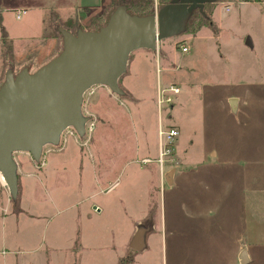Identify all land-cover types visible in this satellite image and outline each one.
I'll return each instance as SVG.
<instances>
[{"label": "rangeland", "instance_id": "1", "mask_svg": "<svg viewBox=\"0 0 264 264\" xmlns=\"http://www.w3.org/2000/svg\"><path fill=\"white\" fill-rule=\"evenodd\" d=\"M112 2L0 0V85L8 69L16 75L29 66L34 72L57 56L58 28L74 29L76 14L89 25ZM212 16L214 30L205 28L196 37L185 32L162 41L157 51H134L119 80L124 96L105 86L85 94L86 135L65 134L59 146H46L36 165L47 166L33 169L46 189L32 187L35 193L26 197L21 190L9 202L0 193V264H12L4 261L7 252L29 247L24 239L41 249L29 260L67 264L47 250L61 221L79 239H89L88 250L76 244L75 264H236L240 247V254L247 250L251 257L247 264H264V0L219 1ZM8 47L13 51L6 56ZM166 59L177 69L167 70ZM171 83L180 93L173 107L164 104L159 113L158 86ZM231 99L238 100L236 113ZM159 122L179 131L173 154L164 159L165 174L177 170L171 185L160 179ZM24 157L14 154L17 165ZM57 157H64L71 176L68 186L60 181L62 187L51 189L56 169L49 164ZM146 157L152 162L143 164ZM56 205L70 211L57 215ZM149 227L150 244L136 254L126 239ZM179 239L195 242L180 250Z\"/></svg>", "mask_w": 264, "mask_h": 264}, {"label": "water", "instance_id": "2", "mask_svg": "<svg viewBox=\"0 0 264 264\" xmlns=\"http://www.w3.org/2000/svg\"><path fill=\"white\" fill-rule=\"evenodd\" d=\"M219 1L172 0L154 14L140 16L129 13L118 0L98 31L80 28L72 33L58 28L62 51L34 72L24 67L15 75L8 69L0 86V176L10 198L16 201L19 194L15 153H28L39 163L44 148L59 146L67 129L84 137L89 121L82 109L85 94L95 86H105L124 96L119 80L127 71L130 55L141 49L157 51L162 41L186 32L195 11L205 16V5ZM230 105L236 113L237 99H231ZM173 173L166 178L170 185ZM140 238L139 232L135 239ZM245 254L241 264L248 261Z\"/></svg>", "mask_w": 264, "mask_h": 264}, {"label": "crops", "instance_id": "3", "mask_svg": "<svg viewBox=\"0 0 264 264\" xmlns=\"http://www.w3.org/2000/svg\"><path fill=\"white\" fill-rule=\"evenodd\" d=\"M207 4H210V3H207ZM207 4L205 5L204 10L205 9L209 10V12L211 13V18L213 19L212 15H213V13L216 10V3H211L213 5H211V6L209 5L210 7H208ZM158 9H159L158 0H155L154 1V12L157 11ZM228 10H229V8H227V11ZM18 13H20V17L19 18H21V14L23 12L18 11ZM17 18H18V16H17ZM0 21H1V16H0ZM205 28H208V29L212 30V28L204 26L198 32L193 34V37H196L195 35H198L199 32L201 30L205 29ZM51 40L55 41L56 38H52ZM182 47H185V46L182 45L181 48ZM24 67H27V68L31 69L29 66H23L22 68H24ZM173 67H176L174 62L171 60L170 63H169L167 61V59H166V69L167 70H172V71L177 69V67L176 68H173ZM36 69H38V68H36ZM170 85H177V84L171 83ZM237 104H238V100H237ZM236 110H237V107H236ZM62 150H64V149L60 148V152H63ZM24 154H26L28 157H24L22 159V161H23L22 163L18 162V174H19L18 178H19V194H20V191L22 190V191H24V195L26 197V196H28L30 194L32 195L33 193H35V190L38 189L39 186L44 188V189H46V187L44 186V184L42 182V179L40 178L41 174L33 172V169L34 170L35 169H42L43 167L47 166L48 162H46V163L43 162L41 165L38 166V165H36V162L33 161V159L31 158V156L28 153H24ZM61 158H62V160H61ZM63 158L64 157H57V159H58L57 162H52L53 161L52 160L50 162V164H49L51 168H55L56 169V171H54V173H52V175H51L52 183L49 184L51 189H56L57 186H61L59 184L60 181H63V185L64 186H66V185L68 186V182L70 181L71 173H68V171H67L68 167L62 164ZM144 159H150V158L146 157ZM54 160H56V159H54ZM59 163H61L62 166L61 165L57 166ZM54 165H55V167H52ZM50 167H48V170L50 169ZM171 171H174V173L172 175V180H171V182L173 183L175 181V175L177 173V170L175 168L170 167L169 170L167 168V171H166V174H165V180H166L167 176L169 175V173ZM46 172H48V171H46ZM46 172L42 173V176L46 177ZM81 174H83V172H81L80 175ZM33 179H34V181H32ZM65 181H67V182H65ZM32 187H34L36 189H32ZM31 191H32V193H31ZM0 193L4 194V196L7 198L8 202L11 201L8 189L5 188V186H3V184L1 182H0ZM92 195L90 196V198L92 197ZM84 199L85 198H83L82 200H79V201H83ZM70 206L72 207V206H75V205L72 204ZM70 206H67L66 208H68V209H66V208L57 207V205H56V208H55L56 214L57 215L66 214V212L70 211L69 210ZM77 206H79V204ZM99 207H100L99 205L95 206V210H97L98 212H101V209ZM85 216L88 218L87 212L85 213ZM190 216H191L190 218H192V219L193 218L194 219L197 218L196 209H193V211L190 213ZM60 223H63V224H59L58 227H57V229L59 228L58 235L56 237H53L54 239H51V241L49 242V245L47 247V250H49V254L51 256L52 255L53 256H55V255L56 256H60L64 260L66 259L67 264H75L74 260L76 259L75 255L77 253H75L74 251H75L76 244L81 245L83 250L84 249L88 250L87 246H85V245L89 244L88 243L89 239L88 240L87 239H79L80 238L79 232L73 231L72 230V226H69L68 224H66V221L65 222L61 221ZM152 227H153V225H152ZM152 227H149L148 231H144V233L140 232L141 233V238L140 239H135V237L137 236L138 233L136 234V231H134L132 233L130 239H126L127 247H129L130 249L134 250L136 254H143L146 251L147 246H149V244H150L151 230L153 229ZM67 231H68L69 235L66 234ZM64 235H66V236H64ZM32 240L33 239H24V241L27 244H29V247L26 248V249L21 248L19 250H11V251L7 252V255H5L4 261L5 262H12V264H36L35 260H33L31 258H30L31 260H29L27 258V255L30 256V255L36 254L39 251H41L39 245H37V246H32L31 245L32 244ZM181 240H183V244H181V242H182ZM5 242H6V236H5V233H4L3 236H2L3 245H5ZM194 242H195V239H179L180 250H181L182 246H184L186 243L192 244ZM132 246L133 247H138V249H135ZM88 248H89V245H88ZM241 249L242 248L240 247L237 251H235L234 259L237 260L236 264H241V261H240V258L242 257V254H240ZM245 252H246V254H245L246 260H248L247 263H249L251 257L248 254L247 250ZM17 253H19V255H21L20 258L14 257V259H12V261L7 259L8 255H11V256L18 255ZM180 253H181V251H180ZM242 253H243V251H242ZM180 260H181V257H180ZM50 264H54V262H52V260H50Z\"/></svg>", "mask_w": 264, "mask_h": 264}, {"label": "trees", "instance_id": "4", "mask_svg": "<svg viewBox=\"0 0 264 264\" xmlns=\"http://www.w3.org/2000/svg\"><path fill=\"white\" fill-rule=\"evenodd\" d=\"M121 1L127 7L128 12L133 15L144 16V15L154 14V0H121ZM171 1L172 0H158L159 9L167 4H170ZM221 1H227V0H221ZM240 1L256 2V3L260 2V0H240ZM117 2L118 0H113V2L109 6L106 7L105 14L102 13V16L99 20L98 18H96L94 22H91L89 25H84L82 23V13L76 14L75 28L74 29L71 28L67 30L72 33H76L77 30L80 28L85 31H98L101 27L106 25V23L108 22L109 17L111 16V14L114 12V10L117 7ZM209 5L211 6L213 4L211 3L207 4L208 7H210ZM204 12H205V16L202 15L199 11H195L193 13V15L190 17L188 21L186 32L191 31L192 34H195L197 31H199L204 26L212 28V29L214 28L213 21L211 18V13L209 12V10H206V9L204 10ZM12 51H13V48L8 47L7 51L5 52V55L8 56V54L9 55L12 54ZM120 264H124V263L122 262Z\"/></svg>", "mask_w": 264, "mask_h": 264}, {"label": "built area", "instance_id": "5", "mask_svg": "<svg viewBox=\"0 0 264 264\" xmlns=\"http://www.w3.org/2000/svg\"><path fill=\"white\" fill-rule=\"evenodd\" d=\"M18 18L20 17V13L17 14ZM183 52H188L187 47H182ZM180 93V88L177 85H168L164 88L158 87L157 90V107L159 110V113L162 110V107L164 104L167 106L173 107L175 103V96H177ZM88 125V123H87ZM87 125H86V132H87ZM94 123L89 124V131L91 132L93 130ZM76 131L73 128L67 129L62 137L66 134L69 136H74ZM179 136V131L175 127H165L159 122L158 125V164L160 165V179L161 183L165 180V169H164V159L167 156H170L173 154L174 151V145L176 143L177 137ZM61 143V142H60ZM151 159H143V164H149L151 163ZM1 182V178H0Z\"/></svg>", "mask_w": 264, "mask_h": 264}, {"label": "bare ground", "instance_id": "6", "mask_svg": "<svg viewBox=\"0 0 264 264\" xmlns=\"http://www.w3.org/2000/svg\"><path fill=\"white\" fill-rule=\"evenodd\" d=\"M2 177V176H1ZM2 179H3V177H2ZM3 181H4V179H3ZM4 185H5V182H4Z\"/></svg>", "mask_w": 264, "mask_h": 264}]
</instances>
